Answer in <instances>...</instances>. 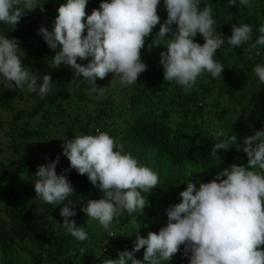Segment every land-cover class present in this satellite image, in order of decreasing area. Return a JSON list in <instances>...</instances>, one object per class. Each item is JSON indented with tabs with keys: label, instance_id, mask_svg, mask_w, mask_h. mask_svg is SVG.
I'll return each mask as SVG.
<instances>
[{
	"label": "trees",
	"instance_id": "obj_1",
	"mask_svg": "<svg viewBox=\"0 0 264 264\" xmlns=\"http://www.w3.org/2000/svg\"><path fill=\"white\" fill-rule=\"evenodd\" d=\"M63 2L46 0L44 12L39 11L35 18L23 15L7 33L19 40L22 64L38 78L48 73L52 84L43 98L26 89L9 90L0 85V264H102L106 258H116L118 251H130L136 231L146 236L166 225V209L180 201L179 193L188 180L198 187L199 182L211 180L232 163L247 164L246 154L235 146L217 150L220 159L207 154L215 131L236 134L240 143L244 135L264 126V84L252 71L256 63H264V47L253 50L245 44L233 49L225 44L214 55L225 67L222 78L202 73L185 92L174 82L163 81L157 47L147 48L158 23L141 49L147 69L137 82L122 86L114 73H108L96 80L97 86L105 88L104 95L97 97L89 94L88 83L74 77L69 66L47 63L55 50L37 34L39 21L44 19L51 29L56 9ZM99 2L87 0L86 15L98 8ZM206 2L212 9L214 29L224 37L231 35L233 23L250 24L253 39L258 35L257 28L264 22V0H252L248 7L228 5L227 0ZM157 12L163 22L166 10L162 0ZM6 28L0 25V30ZM195 40L203 43L199 33ZM87 59L78 58L77 62L86 64ZM97 130L107 132L125 151L152 168L159 184L146 195L148 204L142 214L121 213L113 220L112 230L119 233L115 237L108 238L76 204L72 219L88 233L87 240L77 241L60 224V205L54 207L34 198L30 179L38 164L58 156L56 171L68 169L64 174L81 202L100 198L86 175L69 169L58 138L95 134ZM142 255L143 248L135 253L137 259ZM169 264H187V258L178 251Z\"/></svg>",
	"mask_w": 264,
	"mask_h": 264
},
{
	"label": "clouds",
	"instance_id": "obj_2",
	"mask_svg": "<svg viewBox=\"0 0 264 264\" xmlns=\"http://www.w3.org/2000/svg\"><path fill=\"white\" fill-rule=\"evenodd\" d=\"M45 2L0 0V25L7 26L0 30V85L9 90L26 89L40 98L51 91L50 75L43 73L38 78L23 65L19 40L7 33L23 15L34 9L44 12ZM251 2L227 0L228 5L243 7ZM86 3L64 0L56 9L51 29L41 25L37 34L55 50L47 61L49 66H69L74 77L88 83L89 94L97 97L104 95L105 88L97 86L96 80L108 73H114L122 86L137 82L147 69L141 49L158 23L147 48L164 46L159 51L163 81L174 82L185 92L194 87L202 73L222 78L225 67L214 55L225 44L233 49L245 44L253 50L264 47V22L259 24L255 39L253 27L247 23H233L231 35L224 37L214 29L212 9L206 0H162L166 10L163 22L157 12L161 0H100L99 7L87 15ZM198 33L203 43L195 40ZM78 58L90 59L83 64ZM252 71L264 84V63H256ZM58 138L69 169L86 175L101 196L81 202L82 197L75 194L64 174L68 169L57 173V156L38 164L31 175L34 198L54 207L60 205V224L77 241L88 238L85 227L72 219L78 203L87 220L95 221L108 238L117 236L119 233L112 230L113 220L121 213H135V217L143 213L148 204L146 195L159 184L158 174L107 132ZM212 139L209 156L219 158L217 150L235 146L246 154L247 164L232 163L211 180L199 182L198 187L188 180L179 193L180 201L167 209L164 206L165 226L146 236L136 231L130 251H118L116 258H106L102 264H169L178 251L187 258V264H264V126L244 135L240 143L236 134L226 135L223 130L215 131ZM142 248V259H137L135 253Z\"/></svg>",
	"mask_w": 264,
	"mask_h": 264
},
{
	"label": "rangeland",
	"instance_id": "obj_3",
	"mask_svg": "<svg viewBox=\"0 0 264 264\" xmlns=\"http://www.w3.org/2000/svg\"><path fill=\"white\" fill-rule=\"evenodd\" d=\"M38 12H39V9H34V10H33L32 12H30L29 14L32 16V18H35L36 14H37ZM39 23H40V26H41V25H44V26L46 27L47 22H46L44 19L40 20ZM161 50H162V46L156 48V55H157V56L159 55V51H161Z\"/></svg>",
	"mask_w": 264,
	"mask_h": 264
}]
</instances>
